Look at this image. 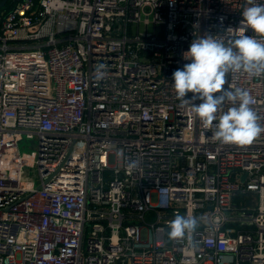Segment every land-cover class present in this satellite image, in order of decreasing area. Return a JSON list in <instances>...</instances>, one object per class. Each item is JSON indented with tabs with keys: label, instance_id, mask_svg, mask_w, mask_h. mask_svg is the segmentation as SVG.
Returning <instances> with one entry per match:
<instances>
[{
	"label": "built area",
	"instance_id": "built-area-1",
	"mask_svg": "<svg viewBox=\"0 0 264 264\" xmlns=\"http://www.w3.org/2000/svg\"><path fill=\"white\" fill-rule=\"evenodd\" d=\"M245 6L9 0L0 9V264H264V133L220 143L172 88L191 42L246 28ZM227 81L264 118V76ZM23 141L37 151L22 152ZM177 214L203 217L194 246L168 237Z\"/></svg>",
	"mask_w": 264,
	"mask_h": 264
},
{
	"label": "clouds",
	"instance_id": "clouds-1",
	"mask_svg": "<svg viewBox=\"0 0 264 264\" xmlns=\"http://www.w3.org/2000/svg\"><path fill=\"white\" fill-rule=\"evenodd\" d=\"M241 24L246 28H228V38L219 34L197 36L183 53L190 61L172 75V88L182 105L190 106L205 129L211 130L213 139L223 144H251L264 133V124L252 105L254 98L243 88L225 87L229 74L246 73L264 76V39L247 35L251 29L264 38V2L246 0ZM192 93L191 99H186ZM200 103H195V100ZM232 105L227 110L225 104ZM203 217L177 214L168 224V237L186 240L194 246L193 233Z\"/></svg>",
	"mask_w": 264,
	"mask_h": 264
},
{
	"label": "rangeland",
	"instance_id": "rangeland-1",
	"mask_svg": "<svg viewBox=\"0 0 264 264\" xmlns=\"http://www.w3.org/2000/svg\"><path fill=\"white\" fill-rule=\"evenodd\" d=\"M144 25L141 24V30H144ZM153 26L148 28L150 31H153ZM21 151L26 152V153H31V152H36L37 147L35 142H30V141H23L22 144L20 145Z\"/></svg>",
	"mask_w": 264,
	"mask_h": 264
},
{
	"label": "water",
	"instance_id": "water-1",
	"mask_svg": "<svg viewBox=\"0 0 264 264\" xmlns=\"http://www.w3.org/2000/svg\"><path fill=\"white\" fill-rule=\"evenodd\" d=\"M8 1H9V0H2V1L0 2V9L3 8V7H5ZM147 10H148V9H147Z\"/></svg>",
	"mask_w": 264,
	"mask_h": 264
},
{
	"label": "crops",
	"instance_id": "crops-1",
	"mask_svg": "<svg viewBox=\"0 0 264 264\" xmlns=\"http://www.w3.org/2000/svg\"><path fill=\"white\" fill-rule=\"evenodd\" d=\"M1 1H2V0H0V2H1ZM7 4H8V2H7ZM7 4H6V5H7ZM3 8H4V7H3ZM1 9H2V8H1Z\"/></svg>",
	"mask_w": 264,
	"mask_h": 264
}]
</instances>
